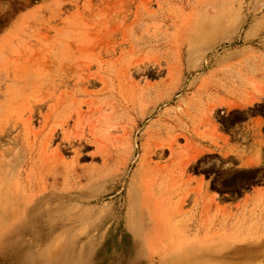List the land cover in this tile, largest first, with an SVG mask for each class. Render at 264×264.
<instances>
[{"label":"rangeland","instance_id":"rangeland-1","mask_svg":"<svg viewBox=\"0 0 264 264\" xmlns=\"http://www.w3.org/2000/svg\"><path fill=\"white\" fill-rule=\"evenodd\" d=\"M0 264H264V0H0Z\"/></svg>","mask_w":264,"mask_h":264}]
</instances>
